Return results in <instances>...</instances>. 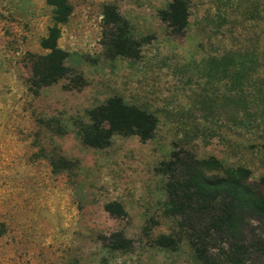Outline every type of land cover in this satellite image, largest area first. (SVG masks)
Listing matches in <instances>:
<instances>
[{"label":"rangeland","instance_id":"obj_1","mask_svg":"<svg viewBox=\"0 0 264 264\" xmlns=\"http://www.w3.org/2000/svg\"><path fill=\"white\" fill-rule=\"evenodd\" d=\"M186 1L176 35L160 16L171 0H69L57 41L69 74L34 93L30 60L47 52L52 7L0 0V264H197L180 217L165 211L159 163L181 150L264 176V0ZM107 3L145 38L138 58L106 54ZM76 74L86 84L67 89ZM112 95L155 114L152 138L82 143L87 111ZM113 200L127 216L104 210ZM116 231L129 248L108 245ZM163 234L174 247L158 243Z\"/></svg>","mask_w":264,"mask_h":264},{"label":"trees","instance_id":"obj_2","mask_svg":"<svg viewBox=\"0 0 264 264\" xmlns=\"http://www.w3.org/2000/svg\"><path fill=\"white\" fill-rule=\"evenodd\" d=\"M53 10V24L41 38L45 54L30 60V86L34 93L69 74L65 64L67 51L58 46L60 25L71 13L69 0H44ZM102 43L109 57L138 58L145 38H132L127 22L112 4L102 9ZM160 16L176 35L186 29L189 10L186 0H171ZM245 64L244 55L235 59ZM81 74L69 78L67 89L84 86ZM90 123L80 129L84 145L104 148L116 133L137 135L141 139L154 136L157 117L137 105L126 103L119 95L108 97L102 104L87 111ZM157 170L167 176L165 211L180 217L197 264H264V176L251 180V170L243 165L225 167L216 156L197 158L189 152L173 150ZM113 217H125L124 206L116 201L104 204ZM107 243L114 249H126L132 240L122 232H112ZM161 246L174 247L175 239L160 235Z\"/></svg>","mask_w":264,"mask_h":264},{"label":"crops","instance_id":"obj_3","mask_svg":"<svg viewBox=\"0 0 264 264\" xmlns=\"http://www.w3.org/2000/svg\"><path fill=\"white\" fill-rule=\"evenodd\" d=\"M209 157V156H208ZM204 158H207V157H204Z\"/></svg>","mask_w":264,"mask_h":264}]
</instances>
